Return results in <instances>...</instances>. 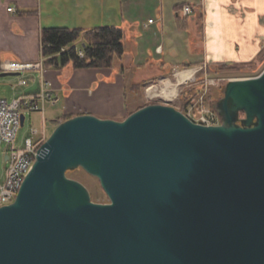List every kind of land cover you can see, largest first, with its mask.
I'll return each instance as SVG.
<instances>
[{
	"label": "water",
	"instance_id": "water-1",
	"mask_svg": "<svg viewBox=\"0 0 264 264\" xmlns=\"http://www.w3.org/2000/svg\"><path fill=\"white\" fill-rule=\"evenodd\" d=\"M229 90L244 127L195 124L163 105L61 122L0 207V264H264V73ZM79 165L110 204L67 178Z\"/></svg>",
	"mask_w": 264,
	"mask_h": 264
},
{
	"label": "crops",
	"instance_id": "crops-1",
	"mask_svg": "<svg viewBox=\"0 0 264 264\" xmlns=\"http://www.w3.org/2000/svg\"><path fill=\"white\" fill-rule=\"evenodd\" d=\"M186 4L194 7L188 16L182 11ZM150 19L154 23L149 24ZM101 26H117L125 32V54L111 68L45 65L44 28L82 29L75 44L80 49L86 33ZM198 30L204 41L196 37ZM263 48L264 0H0V73L9 62L44 63L43 72L39 68L20 72L18 87L26 80L25 72L32 81L26 80L18 95H37L44 80L49 83L56 102H47L44 112H39L47 131L49 118L55 129L69 115L124 121L137 111L130 110L128 95L141 76L157 75L205 56L206 60L246 62Z\"/></svg>",
	"mask_w": 264,
	"mask_h": 264
},
{
	"label": "rangeland",
	"instance_id": "rangeland-1",
	"mask_svg": "<svg viewBox=\"0 0 264 264\" xmlns=\"http://www.w3.org/2000/svg\"><path fill=\"white\" fill-rule=\"evenodd\" d=\"M202 34L203 32L198 30L195 35L201 40ZM202 40L204 41V39ZM223 64H228V66H223ZM189 71H192L193 77L179 86L178 95L175 98L170 100L166 99L162 95V89L165 83L170 82L172 85L176 83L177 74ZM161 73L157 75H145L144 77L141 76L140 79L142 82L140 81L139 84H136V87L130 89L128 96L131 111L139 110L149 105H163L172 107L176 111L183 113L195 124L201 125L199 122L201 118L209 117L212 118V126H222L227 121V118L231 117L233 120H237V124L244 127V121H247L248 117L240 109L238 97L229 95V88L232 82L257 79L264 73V48L256 58L246 62L206 60L205 56V58L198 59L197 61L188 60L187 63L174 66ZM24 77L31 83L32 78H30L27 72L24 73ZM20 78H23V76L0 78V97L10 100L19 93H22L26 87H18ZM151 87H155V92H148ZM49 105L47 110L48 118L51 116L50 111L52 109ZM226 106L229 108V116L226 111ZM55 110L58 113L59 107H56ZM256 122L257 119H254L253 123L248 127L255 126ZM33 127H42L41 115L39 112L27 111L25 125L20 128L17 135L16 146L18 148L24 147L25 140L32 135ZM48 128L47 132L50 137L56 129H54V121L52 118L48 119ZM5 148V144L0 146L1 181H4L6 176ZM66 176L84 185L91 202L101 205L111 203L99 178L89 174L81 165L69 168Z\"/></svg>",
	"mask_w": 264,
	"mask_h": 264
},
{
	"label": "built area",
	"instance_id": "built-area-1",
	"mask_svg": "<svg viewBox=\"0 0 264 264\" xmlns=\"http://www.w3.org/2000/svg\"><path fill=\"white\" fill-rule=\"evenodd\" d=\"M9 11H15L9 8ZM185 16L193 13L194 7L186 4L182 7ZM154 23V19L148 21ZM80 57H85L82 50L78 51ZM39 68L44 71V63L23 64L9 62L3 66V71L22 72L23 70ZM26 80H21L20 85H26ZM49 83L44 80L42 90L37 95L23 96L16 95L12 99L0 97V146L6 145L4 159L6 165V176L4 181L0 180V207L10 205L15 202L19 191L31 170L33 169L42 147L48 139L47 123L45 118L41 128H32V135L25 140L23 148L16 146L17 135L22 127L21 116L26 112H44V105L47 102L55 104L51 91L48 89ZM212 118L202 117L201 124L212 126Z\"/></svg>",
	"mask_w": 264,
	"mask_h": 264
},
{
	"label": "trees",
	"instance_id": "trees-1",
	"mask_svg": "<svg viewBox=\"0 0 264 264\" xmlns=\"http://www.w3.org/2000/svg\"><path fill=\"white\" fill-rule=\"evenodd\" d=\"M82 29L49 27L42 31L43 54L46 66L60 69L70 63L76 69L111 68L116 58L125 54V32L117 26H101L89 30L80 49L75 44L81 38ZM82 50L85 57H80ZM228 66V64H223ZM73 116H65L68 120Z\"/></svg>",
	"mask_w": 264,
	"mask_h": 264
},
{
	"label": "bare ground",
	"instance_id": "bare-ground-1",
	"mask_svg": "<svg viewBox=\"0 0 264 264\" xmlns=\"http://www.w3.org/2000/svg\"><path fill=\"white\" fill-rule=\"evenodd\" d=\"M192 77H193L192 71L181 72V73L177 74L176 83H174L172 85L170 84V82L165 83V86L162 89V95L168 100L175 98L178 95L179 86H181L182 83H185L186 81L190 80V78H192ZM154 89H155V87H153V88L151 87L148 90V92H151V93L155 92Z\"/></svg>",
	"mask_w": 264,
	"mask_h": 264
}]
</instances>
